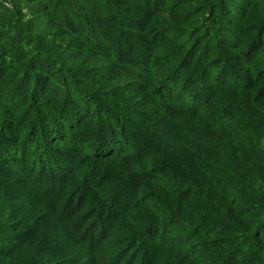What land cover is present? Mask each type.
<instances>
[{
	"label": "trees",
	"instance_id": "obj_1",
	"mask_svg": "<svg viewBox=\"0 0 264 264\" xmlns=\"http://www.w3.org/2000/svg\"><path fill=\"white\" fill-rule=\"evenodd\" d=\"M18 1L45 3L41 19L97 58L92 77L65 70L21 28L23 53L56 68L51 82L31 69V117L0 98V264H121L133 251L140 264H264L246 192L264 182V0H215L201 22L189 0H93L119 25L115 8L136 15L121 26L134 37L112 42L84 0Z\"/></svg>",
	"mask_w": 264,
	"mask_h": 264
},
{
	"label": "rangeland",
	"instance_id": "obj_2",
	"mask_svg": "<svg viewBox=\"0 0 264 264\" xmlns=\"http://www.w3.org/2000/svg\"><path fill=\"white\" fill-rule=\"evenodd\" d=\"M7 1H9L12 5V8H14V13L11 16L4 14L3 12V14L0 13V98L4 96L6 99H8L13 98V96H19L18 102L21 104L19 110L21 111L17 113V119L25 118L28 114L29 115L27 117L29 118L31 117L30 114L32 113L28 112L32 105L31 103L28 104L25 102L27 98L22 101V97H26L25 90H28L33 85L34 78L29 76V74H32L31 69L36 68V66H40L42 73L41 75L43 76L40 79H43L45 82L47 80L51 82L53 77L50 74V70L55 69L56 66L53 65V61L48 59L41 58V60H38L36 58L26 56L22 49L27 50V47L22 45V43H18V41H22V38L19 39L20 37L27 35V32L30 35L41 33L44 44L40 45L39 49L41 48L47 50L50 52V54H52L53 57L55 56L57 60H59L62 67L65 68V70L68 68H75L80 70L81 75L86 74L91 76L90 74H87L85 70L96 68L92 66L93 64L95 65L94 57H96V54H92L88 51L83 52L82 49L75 48L76 41L78 38H80V36H60L58 33V27L55 24L51 22L47 23L46 20L41 19L42 16H51L53 13L51 9L47 11L45 10V3H42L41 1H35L25 5L20 1ZM49 1L50 0H47L46 2L48 3ZM84 1L86 4H83L82 7L91 12L93 14V18L95 17V19H98V23L100 24L99 30H107V32L103 34V38L109 39L112 42L113 40L123 41L122 39H131L134 37L133 34L127 33L126 29L121 27H130L132 22H130L127 18L134 19L136 16L134 13L125 12L126 9L124 8L126 6L119 8L117 7L114 10L115 13L122 10L124 11V14L127 15L121 25H119L120 23H117L116 21L113 22L114 19L111 15L108 13H102V10L99 8L98 4L92 2L93 0ZM214 1L215 0H189V7L185 8L190 12V14L193 15V17L198 19V22H201L207 15L206 12L204 13V11H202L201 6H210V4ZM106 15L108 16L107 20ZM156 22H160L163 25L168 24L166 19H160ZM68 24L70 28L77 29V26L71 23ZM195 24L197 23L193 22V25ZM169 25L173 24L169 23ZM21 28H24V30L27 32H22ZM171 32L173 33V31ZM135 40H140V37L136 36ZM3 58L4 60H2ZM34 60L37 61L36 65L32 64L34 63ZM96 71L97 70H92V72ZM16 72H18V74ZM81 75H76V79L80 80V78H77V76ZM35 81H37V79H35ZM92 86L93 87H91L89 84L87 89L91 90L92 92L104 90V86L101 84L97 86L93 84ZM54 90H57V92L59 91L58 88H54ZM246 192L248 196L256 200L253 202L255 206V217L259 223H262V218H264V182L259 183L258 186L252 185L251 189L247 190ZM92 221L96 222L95 220ZM94 222L88 223L86 229L84 228V230L87 231L89 228L96 229L97 227L94 226ZM90 232L91 230L88 231V233ZM140 254L143 255L144 251H141ZM143 259L145 262H148V260L143 257L141 259L138 258V260H135V254L133 251L128 254L127 258L121 261V264H140L142 263Z\"/></svg>",
	"mask_w": 264,
	"mask_h": 264
},
{
	"label": "built area",
	"instance_id": "obj_3",
	"mask_svg": "<svg viewBox=\"0 0 264 264\" xmlns=\"http://www.w3.org/2000/svg\"><path fill=\"white\" fill-rule=\"evenodd\" d=\"M3 5L6 7V9H12L11 3L7 0H4Z\"/></svg>",
	"mask_w": 264,
	"mask_h": 264
}]
</instances>
